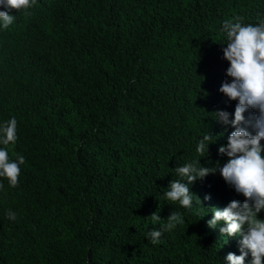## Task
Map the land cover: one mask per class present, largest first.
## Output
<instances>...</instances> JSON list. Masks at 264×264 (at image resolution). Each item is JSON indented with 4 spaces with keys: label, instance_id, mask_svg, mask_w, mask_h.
<instances>
[{
    "label": "trees",
    "instance_id": "16d2710c",
    "mask_svg": "<svg viewBox=\"0 0 264 264\" xmlns=\"http://www.w3.org/2000/svg\"><path fill=\"white\" fill-rule=\"evenodd\" d=\"M11 14L0 24V127L15 117L17 139L0 148L25 163L17 186L0 177V264H228L240 255L241 236L208 226L212 208L245 199L219 172L189 186L191 208L164 194L176 167L227 161L218 149L234 128L214 112L232 119L238 101L219 91L231 82L223 25L264 22V0H36ZM173 211L185 222L152 244L148 233Z\"/></svg>",
    "mask_w": 264,
    "mask_h": 264
},
{
    "label": "clouds",
    "instance_id": "9594fccd",
    "mask_svg": "<svg viewBox=\"0 0 264 264\" xmlns=\"http://www.w3.org/2000/svg\"><path fill=\"white\" fill-rule=\"evenodd\" d=\"M36 0H0V24L7 29L14 21L13 10L19 12L34 5ZM241 17L227 20L223 25L227 43L223 48V56L230 66L226 70L227 79L219 91L228 100L238 101L234 118L231 113L218 110L216 120L224 125H231L234 131L228 136L227 144L220 146L218 152L226 156L227 161L221 166L217 162L215 168L204 167L198 161L199 167L188 163L175 168L178 179L169 183L165 192L166 199L179 202L183 208H191L192 192L190 185L197 179L203 180L209 174L219 172L224 181L237 194H242L243 203L232 200L221 209L212 208L213 217L208 221L209 227H215L221 222L222 234L242 237L240 241V255L229 253L226 257L228 264H246V258L251 255V264H264V219L258 214L264 210V22L258 25L243 24ZM252 110L246 117L245 113ZM17 120L12 117L0 127V144L5 146L14 144L17 135ZM213 135L205 134L199 141L197 152L200 155L209 153V141ZM25 163V157L18 155L16 161L9 159L7 148H0V177L7 178L10 186L18 184L20 165ZM187 181V183H185ZM210 200V196H205ZM200 200V199H199ZM202 202V201H201ZM9 219L15 220L16 215L9 210ZM153 225L162 218L159 212L151 214ZM168 223L159 229L153 228L148 237L152 244L159 242L163 231L171 230L177 224L185 221L182 214L173 211L167 218Z\"/></svg>",
    "mask_w": 264,
    "mask_h": 264
}]
</instances>
